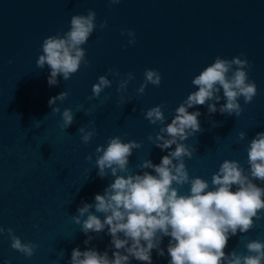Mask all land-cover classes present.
<instances>
[{"label": "water", "instance_id": "water-1", "mask_svg": "<svg viewBox=\"0 0 264 264\" xmlns=\"http://www.w3.org/2000/svg\"><path fill=\"white\" fill-rule=\"evenodd\" d=\"M89 10L97 14V27L82 46L89 65L82 64L70 80L58 77V85L50 87V68L37 66L43 41L69 31L71 17ZM105 20L108 27L101 30ZM126 30L135 33V44L129 43L132 37L121 35ZM218 56L247 58L252 66L245 71L257 85V95L247 104L240 97L243 111L238 117L219 112L226 103L223 90L217 112L210 114L207 104L189 109L201 112V131L183 142L196 150L184 161L190 178H202L210 186L226 160L239 162L249 174L248 148L257 133L264 132V0H121L115 5L109 0H0V227L13 229L24 243L38 245L28 258L11 248L7 233L0 235V264H69L75 248L107 252L114 258L107 228L85 235L74 220L78 208L94 205L95 195H103L114 183L110 170L105 178L98 176L96 149L106 148L114 137L141 143L132 150L128 172L155 175L151 169L142 170V163L151 160L158 165L175 150V145L166 151L156 147V135L198 91L193 79ZM109 69L119 75H109ZM146 69L158 71L162 82L159 87L149 84L140 95ZM128 73L135 78L118 92ZM100 76H107L111 87L95 98L92 88ZM64 91L70 95L63 102L57 100L53 107L61 111L53 113L49 100ZM212 103L216 101H208ZM160 105L165 124L153 125L145 114ZM65 109L73 111L74 123L64 130ZM81 127L96 130L88 144L82 142ZM253 182L264 188V181ZM176 187L181 195L190 191L188 184ZM91 211L105 219L95 207ZM260 216L247 233L230 237L226 254L235 250L249 255L247 243L264 242V211ZM170 241L171 237H162L165 254L153 249L152 264H170ZM130 264L144 262L131 258Z\"/></svg>", "mask_w": 264, "mask_h": 264}, {"label": "clouds", "instance_id": "clouds-1", "mask_svg": "<svg viewBox=\"0 0 264 264\" xmlns=\"http://www.w3.org/2000/svg\"><path fill=\"white\" fill-rule=\"evenodd\" d=\"M121 0H109L110 5L119 4ZM97 14L89 10L87 15H73L70 21V30L63 35L50 36L43 41L42 55L39 56L37 66L41 69L47 65L51 72L48 77L50 87L58 85V77L65 81L76 74L81 65L88 66L85 45L94 30ZM101 30L108 27L105 20L99 25ZM132 37L130 44H135V33L131 30L122 31L121 35ZM243 55V54H241ZM251 64L247 58L235 57L231 60L216 57L215 62L206 67L192 83L198 91L191 93L176 109V114L170 124L160 128L156 135V147L162 151L171 149L163 156L160 164L151 160L145 161L141 169H151L143 174L132 175L128 172L129 158L133 149L142 147L141 143L131 141L122 142L120 137L110 138L107 147L96 149V165L99 168L98 176L105 178L108 171L115 178L114 183L105 189L103 195H95V204L84 203L78 208L75 223L81 225L85 235L91 232L100 233L106 228L112 237L111 243L116 251L114 258H109L107 252L89 249L81 251L75 248L71 254L69 264H130L131 258L152 264V251L158 254L165 253L160 248L162 237H171L167 253L171 257L170 264H264V242L254 240L247 243L249 255L238 254L235 250L226 254L230 237L239 233H247L254 225V219H261L264 211V188L253 181H264V132L257 133L248 148L249 174L237 161H224L219 171L212 177L211 186L202 178H190L184 157L192 159L194 148H189L184 141L190 135L194 136L201 131L199 117L201 112H189L190 108L205 106L209 113L217 112V103L220 102V92L226 103L221 105L219 112L229 116H240L243 109L239 103L240 97L245 103H251L257 95V85L249 81L248 72ZM109 75H119L118 71L109 69ZM128 80L120 82L118 92L125 90L129 81L135 77L128 73ZM145 82L138 89L143 95L149 84L159 87L162 82L161 74L152 69H146ZM111 87L107 76H100L93 85L92 92L95 98ZM70 93L61 92L49 100V107L53 113H60L58 107H53L57 100L63 102ZM216 103L208 104V101ZM163 105L149 109L145 118L151 124H165ZM135 111V109H133ZM65 130L74 123V113L65 109L62 113ZM215 127V123H213ZM82 142L88 144L97 134L93 128L86 131L84 127L78 129ZM240 133V139L245 138ZM167 137V138H166ZM149 140L153 137L150 135ZM89 162L92 156L86 158ZM176 161V163H174ZM190 185V191L181 195L176 185ZM233 186L236 191H233ZM211 189V190H210ZM103 213L104 220L92 213ZM86 219L81 220L82 217ZM7 233L11 240V248L24 256L31 258L38 245L24 243L15 235L13 229L0 227V235ZM123 234V239L121 238ZM92 237L85 241L89 244ZM4 264H9L5 261Z\"/></svg>", "mask_w": 264, "mask_h": 264}]
</instances>
